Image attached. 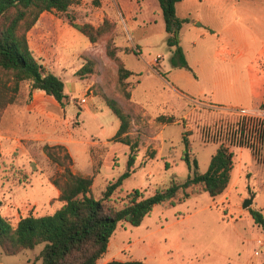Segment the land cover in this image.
<instances>
[{
  "label": "rangeland",
  "instance_id": "rangeland-1",
  "mask_svg": "<svg viewBox=\"0 0 264 264\" xmlns=\"http://www.w3.org/2000/svg\"><path fill=\"white\" fill-rule=\"evenodd\" d=\"M220 1L223 0H182L177 5L178 16L189 18L191 25L202 24L199 33L209 24L221 28L227 24V16L234 14V3L241 1L226 0L224 4ZM70 13L78 18V23H91L95 27L109 19L115 29L92 44L69 25L65 16L46 13L52 27L28 36L44 72L62 78L69 98L58 112L47 107L48 112L57 113L59 118L55 122L46 120L31 107L34 94L30 83H21L16 103L2 116L0 131L7 138H0V213L14 226L22 218L50 215L62 207L58 198L60 188L67 181L66 168L79 176L93 177L92 192L97 199L103 197L108 185L128 171L131 152L114 138L120 121L108 107L107 99L115 100L131 116L130 132L134 129L133 121L142 128L137 137H132L139 144L134 172L111 200L120 208L136 190L146 198L168 188L173 181L187 180L191 171L181 160L184 133L199 161L200 172L205 173L218 147L226 141L225 134L219 140L210 139L208 131L220 121L233 127L240 117L232 113L235 109L214 113L206 106L205 98L193 95L192 103L177 100L179 105L185 103V110L177 115L179 123L164 128L154 117L156 114L145 116V111L137 109L131 97L128 98L131 95L128 82L136 83L140 75L131 76L122 84L119 64L107 56L106 48L111 42L117 48V57L134 72H151L149 64L153 59L155 69L164 61L170 64L173 52L166 42L168 36L158 0H78ZM240 23L248 40L258 32L264 38L257 22L241 19ZM188 29L187 24L181 32V41L191 65L196 67L202 61L217 59L213 40L193 36ZM196 39L199 45L194 48L191 43ZM226 41L236 48L234 55L226 57L238 62L240 71L244 72L254 53H240L242 44L230 36ZM89 61L94 62L93 73L78 76V71ZM155 84L151 79L144 85ZM144 89L145 86L137 97L152 96V108L159 110L161 107L155 105L156 94L145 93ZM83 99L86 101L82 102ZM232 151L235 166L224 194L213 198L203 193L174 205H158L137 227L120 223L98 264L114 260H147L150 264H247L259 247L256 238L261 236L249 209L264 213V161L259 163L248 148L232 146ZM49 153L56 161L50 159ZM250 198L254 199L253 204L244 208ZM44 249L45 244L18 255L2 254L0 264H44ZM257 260V264H264V255Z\"/></svg>",
  "mask_w": 264,
  "mask_h": 264
},
{
  "label": "trees",
  "instance_id": "trees-1",
  "mask_svg": "<svg viewBox=\"0 0 264 264\" xmlns=\"http://www.w3.org/2000/svg\"><path fill=\"white\" fill-rule=\"evenodd\" d=\"M181 2L182 0H158L168 36L166 42L173 51L171 65L192 71L181 46V32L190 22L189 18H180L177 14V5ZM77 4L78 0H0V123L5 110L16 103L21 83H30L32 93L42 91L61 105L67 98L62 78L44 72V66L35 57L29 44V33L44 13L65 16L69 25L87 37L92 44L98 43L114 31L115 24L109 19L99 27L91 23H78V18L70 13L71 8ZM106 52L110 59L119 64V80L125 84V80L134 73L117 57V48L111 42L108 43ZM93 63L89 61L88 65L78 71V76L93 73ZM130 97L128 94V98ZM107 105L120 121L114 138L130 148L128 171L115 183L108 185L103 197L97 199L92 192L93 177L79 176L66 168L67 181L60 188L58 198L62 207L55 213L45 216L30 215L22 218L16 226L0 213V255H18L45 244L44 264H98L107 253L120 223L137 227L158 205H174L203 193L213 198L224 194L231 184L235 166L232 146L248 148L259 163L264 161L263 120H258L254 128L247 125L241 117L233 127H227V122L224 124L220 121L208 131L209 138L219 140L225 134L227 143L224 141L220 144L205 173L200 172L199 161L184 133L181 160L191 171L187 180L173 181L168 188L156 191L153 196L146 198L136 190L127 197L123 207H117L111 203L112 197L134 172L139 144L128 135L132 125L131 116L113 99H107ZM159 120L168 124L176 121L174 117L167 116H162ZM48 156L56 161L51 153ZM249 213L264 234V213L252 208ZM107 264L146 263L139 260H114Z\"/></svg>",
  "mask_w": 264,
  "mask_h": 264
},
{
  "label": "crops",
  "instance_id": "crops-1",
  "mask_svg": "<svg viewBox=\"0 0 264 264\" xmlns=\"http://www.w3.org/2000/svg\"><path fill=\"white\" fill-rule=\"evenodd\" d=\"M223 1L219 3L224 4ZM245 2L246 1L234 3L236 4L234 5V14L227 16V24L221 28L220 26L216 28L209 24L206 26L205 31L199 33V27H202V24H188V31L192 33L193 36L200 35L201 38L205 37L207 41L213 40L212 46L214 55L217 59L212 62L202 61L198 66L193 67L189 62L186 49L181 41V46L192 71L174 68L171 63L168 64L166 61L162 63L159 69H155L153 67L154 59L149 64L151 72L146 70L145 72L138 73L129 69L134 73L133 76H136V74L140 75V79L136 83L132 81L128 82L131 86V102L137 106L136 108L144 110L145 116L147 114L151 116L156 114L154 117L158 121H160L159 118L162 116L174 117L176 120L178 113L185 110V103L179 105L177 100L192 103L195 102L193 95H197L198 97L205 98L206 106L214 113H225V111L229 112L232 109H245L251 114H257L261 111L264 108V38L258 32L248 40L242 32L243 24L240 23V21L244 19L246 21L257 22V26L263 29L261 31H264V0H257L253 4ZM252 6H256L255 8L258 9ZM45 14L46 13L40 17L38 23L30 31L29 35L35 34L38 31L42 32L43 29L52 27L50 24L51 21H49V18L45 17ZM228 36L242 44V51L240 53H254L252 61L246 66L244 72L240 71L238 62L226 57L234 55V50H236V48L229 45L227 41L225 42ZM191 45L196 48L199 45L198 40H194ZM172 52L171 50V54ZM242 73L244 74L243 78ZM151 79L156 83L155 85L151 87H149L150 85H144L150 82ZM143 86H145L143 92L156 94L157 100L155 105L158 104L161 107L159 110L153 109L154 107L152 104L154 101L151 100L152 96H145V98L137 97V93ZM198 88L200 89L198 90ZM33 94L34 100L31 107L37 109L44 119L55 122V120L59 118V115L57 113L48 112L47 107H51V109L58 112V110H62V105L42 91H35ZM44 97H46V99ZM44 102H46V105ZM161 123L165 125L164 128H167L169 125H178L179 122L176 120L171 124ZM133 125L134 129L128 134L131 139L132 137H137L139 131L142 130V128L139 129V126H137L134 121ZM119 127L120 122L117 128L118 130ZM0 138L4 140L7 137L0 131ZM125 147L127 148L128 146ZM257 228L261 233V236H257L258 238H256L258 239L257 243L259 247L255 248L247 264H257V258L264 255V247L260 244V241H264V234L258 226ZM144 262L150 264L147 260Z\"/></svg>",
  "mask_w": 264,
  "mask_h": 264
},
{
  "label": "built area",
  "instance_id": "built-area-1",
  "mask_svg": "<svg viewBox=\"0 0 264 264\" xmlns=\"http://www.w3.org/2000/svg\"><path fill=\"white\" fill-rule=\"evenodd\" d=\"M86 99H83L82 102H85ZM232 113L237 114L241 118L245 119L247 125H249L251 128H254V126H257L258 120L264 121V108L263 110L259 111V114H251L249 111L245 109H238L233 110ZM260 244L264 246V241H260Z\"/></svg>",
  "mask_w": 264,
  "mask_h": 264
},
{
  "label": "water",
  "instance_id": "water-1",
  "mask_svg": "<svg viewBox=\"0 0 264 264\" xmlns=\"http://www.w3.org/2000/svg\"><path fill=\"white\" fill-rule=\"evenodd\" d=\"M253 201V198L248 199L244 204V208H249L253 204Z\"/></svg>",
  "mask_w": 264,
  "mask_h": 264
}]
</instances>
